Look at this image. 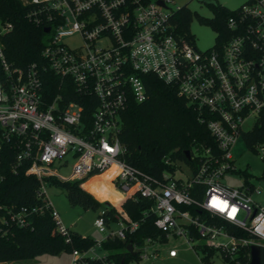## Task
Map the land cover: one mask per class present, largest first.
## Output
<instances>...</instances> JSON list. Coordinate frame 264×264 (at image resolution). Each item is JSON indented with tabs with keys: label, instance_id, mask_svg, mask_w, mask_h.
<instances>
[{
	"label": "built area",
	"instance_id": "obj_1",
	"mask_svg": "<svg viewBox=\"0 0 264 264\" xmlns=\"http://www.w3.org/2000/svg\"><path fill=\"white\" fill-rule=\"evenodd\" d=\"M22 1L30 6L26 16L49 28L48 38L40 52L42 62L23 68L7 61L0 41V155L5 145L16 150L12 170L26 167L25 174L39 180L42 205L0 209L17 226H25L30 214L46 208L59 233L70 241V230L45 196L43 179L84 180L81 187L90 177L114 168L110 182L122 201L150 202L143 214L154 216L153 225L163 236L129 242L139 259L156 257L157 245L170 239H182L199 251L201 264H214V257L238 261L241 248L264 247V204L254 198L260 191L221 181L235 170L232 147L238 139L243 141V132L252 130L264 111V0H247L234 9L225 21L229 36L221 41L214 30V43L205 50L196 47L194 37L176 30L173 17L181 6H173L174 0ZM11 29V23L0 21V37ZM76 34L80 45L70 47L63 41ZM45 72L78 95H92L96 105L91 116L83 105L59 93L46 100ZM144 74L177 88L215 140L216 153L211 148L194 150L189 156L197 159L194 166L176 161L173 172L160 177L124 160L121 113L128 99L147 98ZM251 152L264 161V137ZM69 162L67 177L52 168ZM165 163L173 162L166 158ZM105 212L101 209L94 219L102 237L69 252L68 264H118L103 243L127 239L140 222L123 209L106 221ZM0 221L6 222L4 214ZM200 243L213 251L208 260ZM167 254L175 257L177 249Z\"/></svg>",
	"mask_w": 264,
	"mask_h": 264
},
{
	"label": "trees",
	"instance_id": "obj_2",
	"mask_svg": "<svg viewBox=\"0 0 264 264\" xmlns=\"http://www.w3.org/2000/svg\"><path fill=\"white\" fill-rule=\"evenodd\" d=\"M29 7L22 0H0V21L12 24V29L3 34L0 41L7 61L15 67L23 68L34 61L41 63L40 52L48 38V33L43 30L45 25H37L26 16ZM208 7L212 16L206 18L196 15L186 6H181L173 17L176 30L186 33L190 39H193L189 24L195 16L199 22L217 30L221 41L225 40L229 36L225 21L233 14L234 9L230 10L217 1L216 4ZM141 78L147 90V98L142 102L128 99L127 106L121 113L119 140L124 147V160L145 173L160 177L163 172H173L176 161L194 166L197 159L189 160L185 156L186 151L189 154L194 150L200 153L205 148H211L212 153H216L215 140L206 126L197 121L196 113L178 94L177 88L159 80L153 74H144ZM43 86L44 97L48 101L59 93L65 100L73 99L83 105L85 114L91 116L95 109L96 100L92 95L84 97L78 95L71 87L66 89L64 83L49 72H45ZM263 137L264 111L253 129L243 132V141L252 151L254 145ZM15 154V149L5 145L0 155V207L29 209L41 206L42 199L38 194L40 182L35 176L25 174L26 167H20L16 172L12 170ZM166 158L173 163L166 164ZM105 172L108 173L110 180L113 168ZM242 173L246 175L245 170ZM43 180L46 184L61 187L70 205H79L84 209H105L103 217L106 221L114 220V215L119 214L118 211L123 209L132 220L140 222L138 229L127 239H115L103 243L102 247L109 250V257L118 264L121 261L126 264L130 259L138 258L137 254L126 251L129 242L139 244L149 236H160L163 240V236L153 225L154 216L143 214L149 208L150 202L143 199L122 201V196L119 201L106 209L102 201H98L89 193L90 183H83L82 188L80 187V183L84 180L62 181L54 176L45 177ZM245 185L251 187L248 183ZM0 214H4L6 219L4 223L0 221V264L26 261L43 254L69 253L73 249H85L93 244L91 238L71 230L70 241H65L46 208L42 212L30 214L29 222L25 226H17L2 209ZM235 233L243 235L239 230ZM199 249L206 253L205 260H208L213 253L201 243ZM248 252V248L243 247L235 258L238 261L228 259L226 261L229 264H246L249 261ZM260 259L261 264H264V247H261Z\"/></svg>",
	"mask_w": 264,
	"mask_h": 264
},
{
	"label": "rangeland",
	"instance_id": "obj_3",
	"mask_svg": "<svg viewBox=\"0 0 264 264\" xmlns=\"http://www.w3.org/2000/svg\"><path fill=\"white\" fill-rule=\"evenodd\" d=\"M216 1L226 8L233 10L247 0ZM174 2L173 6H186L198 16L206 18L212 16L208 5L198 0H174ZM189 31L193 35L195 45L198 49H208L214 43L215 31L208 24L199 22L195 16L192 17L189 24ZM63 41L70 47L81 44V40L77 34L65 37ZM243 127L247 128L248 124H245ZM231 153L233 155L235 170L223 175L221 181L230 187H240L248 183L260 191L258 194H254L255 200L259 204H264V161L257 154L248 150L241 139H238L234 144ZM52 168L62 177H67L70 174L71 162L66 166H58L57 163H54ZM243 170L246 171V175L242 173ZM178 176L179 173L176 172L175 177ZM86 182L91 185L89 193L98 201L106 200L111 204H115L122 198V194L113 188L108 173L106 172L92 176L84 183ZM45 196L57 211L60 222L69 230L92 239L102 237L94 226V219L100 213L101 208L84 209L79 205H70L65 197V191L61 187L53 184L45 185ZM112 226L115 227V225ZM172 247L177 249V255L175 257H169L167 254L168 249ZM157 248L158 254L156 257L148 260L133 258L126 264H201L199 260L201 253L199 251H193L182 239H170L166 243L158 244ZM70 256L68 252H61L58 255L43 254L30 260L16 261L12 264H68ZM213 263L229 264L228 261L221 257H214Z\"/></svg>",
	"mask_w": 264,
	"mask_h": 264
},
{
	"label": "water",
	"instance_id": "obj_4",
	"mask_svg": "<svg viewBox=\"0 0 264 264\" xmlns=\"http://www.w3.org/2000/svg\"><path fill=\"white\" fill-rule=\"evenodd\" d=\"M206 5H214L216 4V0H198ZM44 32L47 33L49 28L45 27ZM185 156L189 159V152L186 151L185 152ZM105 208L108 209L111 206V203L109 201H102ZM260 250L261 247L257 244H252L249 247V261L246 264H261V259H260ZM126 251L134 254V252L132 251V245L131 244H127L126 246ZM120 264H123V261L120 262Z\"/></svg>",
	"mask_w": 264,
	"mask_h": 264
},
{
	"label": "bare ground",
	"instance_id": "obj_5",
	"mask_svg": "<svg viewBox=\"0 0 264 264\" xmlns=\"http://www.w3.org/2000/svg\"><path fill=\"white\" fill-rule=\"evenodd\" d=\"M115 175V171H114V168H113V175L111 176L110 180L112 179V177Z\"/></svg>",
	"mask_w": 264,
	"mask_h": 264
}]
</instances>
